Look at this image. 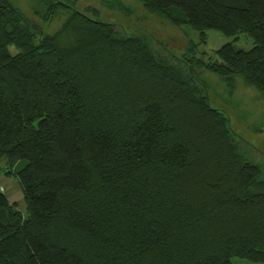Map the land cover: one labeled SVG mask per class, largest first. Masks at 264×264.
<instances>
[{
  "label": "trees",
  "instance_id": "16d2710c",
  "mask_svg": "<svg viewBox=\"0 0 264 264\" xmlns=\"http://www.w3.org/2000/svg\"><path fill=\"white\" fill-rule=\"evenodd\" d=\"M138 1L232 40L175 56L68 0H42L67 13L48 35L0 0V158L27 213L0 192V264H264V166L195 72L264 97V0Z\"/></svg>",
  "mask_w": 264,
  "mask_h": 264
},
{
  "label": "rangeland",
  "instance_id": "374dc122",
  "mask_svg": "<svg viewBox=\"0 0 264 264\" xmlns=\"http://www.w3.org/2000/svg\"><path fill=\"white\" fill-rule=\"evenodd\" d=\"M13 7L32 22L43 34H53L66 19V10L60 9L55 16L46 21L39 17L45 9L42 0H7ZM75 9L86 13L102 22L112 23L118 29L149 33L157 42L166 47L175 56L193 53L196 57L204 55V60L213 55L223 44L230 42L216 30H207L204 39L201 35L186 26H174L169 22L148 13L138 0H68ZM107 2L109 5H105ZM86 7L94 8L98 15L85 11ZM236 45L243 49L251 47V40L240 36ZM10 50L13 51L12 47ZM199 79L207 87V97L212 108L225 112L229 118L232 131L251 145L252 161L264 166V97L255 89L247 86L241 77H235L232 86L215 74L203 68H195ZM23 166L18 162L9 168L5 158H0V187L2 192L15 204L22 216H26V206L16 179L7 174ZM234 264L254 263L243 258H233Z\"/></svg>",
  "mask_w": 264,
  "mask_h": 264
},
{
  "label": "built area",
  "instance_id": "2783aa9c",
  "mask_svg": "<svg viewBox=\"0 0 264 264\" xmlns=\"http://www.w3.org/2000/svg\"><path fill=\"white\" fill-rule=\"evenodd\" d=\"M0 192H2V188L0 187Z\"/></svg>",
  "mask_w": 264,
  "mask_h": 264
},
{
  "label": "crops",
  "instance_id": "0c3cea01",
  "mask_svg": "<svg viewBox=\"0 0 264 264\" xmlns=\"http://www.w3.org/2000/svg\"><path fill=\"white\" fill-rule=\"evenodd\" d=\"M7 197V196H6ZM8 198V197H7ZM8 200H9V198H8ZM10 201V200H9Z\"/></svg>",
  "mask_w": 264,
  "mask_h": 264
}]
</instances>
